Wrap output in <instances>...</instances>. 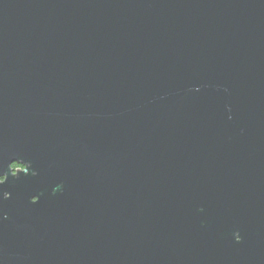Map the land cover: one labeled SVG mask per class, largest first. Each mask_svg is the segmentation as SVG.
<instances>
[{
	"label": "water",
	"instance_id": "95a60500",
	"mask_svg": "<svg viewBox=\"0 0 264 264\" xmlns=\"http://www.w3.org/2000/svg\"><path fill=\"white\" fill-rule=\"evenodd\" d=\"M0 178V264H264V0H0Z\"/></svg>",
	"mask_w": 264,
	"mask_h": 264
},
{
	"label": "flooded vegetation",
	"instance_id": "af4514ba",
	"mask_svg": "<svg viewBox=\"0 0 264 264\" xmlns=\"http://www.w3.org/2000/svg\"><path fill=\"white\" fill-rule=\"evenodd\" d=\"M13 165H16V167L14 168ZM10 167L13 169V170H20L22 169V167L20 165H17L15 163L11 164Z\"/></svg>",
	"mask_w": 264,
	"mask_h": 264
},
{
	"label": "clouds",
	"instance_id": "9594fccd",
	"mask_svg": "<svg viewBox=\"0 0 264 264\" xmlns=\"http://www.w3.org/2000/svg\"><path fill=\"white\" fill-rule=\"evenodd\" d=\"M13 167L15 168L16 167V165H13ZM3 178H0V180H2Z\"/></svg>",
	"mask_w": 264,
	"mask_h": 264
},
{
	"label": "built area",
	"instance_id": "2783aa9c",
	"mask_svg": "<svg viewBox=\"0 0 264 264\" xmlns=\"http://www.w3.org/2000/svg\"><path fill=\"white\" fill-rule=\"evenodd\" d=\"M23 169V168H22ZM21 170V169H20Z\"/></svg>",
	"mask_w": 264,
	"mask_h": 264
},
{
	"label": "snow or ice",
	"instance_id": "6c2138e0",
	"mask_svg": "<svg viewBox=\"0 0 264 264\" xmlns=\"http://www.w3.org/2000/svg\"><path fill=\"white\" fill-rule=\"evenodd\" d=\"M35 203V202H34Z\"/></svg>",
	"mask_w": 264,
	"mask_h": 264
}]
</instances>
